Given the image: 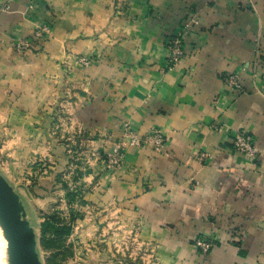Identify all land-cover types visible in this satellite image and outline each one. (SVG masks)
<instances>
[{
    "label": "crops",
    "instance_id": "obj_1",
    "mask_svg": "<svg viewBox=\"0 0 264 264\" xmlns=\"http://www.w3.org/2000/svg\"><path fill=\"white\" fill-rule=\"evenodd\" d=\"M8 2L0 0V172L32 182L18 190L31 220L37 198H57L47 208L65 205L69 217L77 202L69 207L67 187L79 185L80 206L102 219L77 218L72 235L79 228L87 240L108 215L134 228L129 241L117 233V264L137 263V241L142 264H264V0ZM43 22L50 36L34 39ZM185 26L184 55L168 67L169 40ZM21 39L31 46L19 49ZM233 73L240 88L226 78ZM125 123L141 134L161 129L163 150L128 146L110 166ZM239 131L256 157L235 148ZM197 237L214 248L201 253ZM100 253L96 264L107 261Z\"/></svg>",
    "mask_w": 264,
    "mask_h": 264
},
{
    "label": "rangeland",
    "instance_id": "obj_2",
    "mask_svg": "<svg viewBox=\"0 0 264 264\" xmlns=\"http://www.w3.org/2000/svg\"><path fill=\"white\" fill-rule=\"evenodd\" d=\"M15 184V188L17 187V190L23 191L25 189V185H30L32 182H16L12 183ZM77 185V184H76ZM24 193V192H23ZM25 200L27 201V198L24 197ZM55 199L57 198H40V199H31L29 200V205L35 209V212H32L31 217L33 219V223L36 226L37 229V234H38V239H39V245H40V251H41V256L43 258V261L45 264H96V258L99 255V252L102 254H105V257H107V261L104 262V264H117L118 262L114 259L112 260V257L115 258L114 254L117 253L116 251V246L115 243L118 241V235L117 233L120 232L119 236H124L126 239L124 241H129L128 239L130 238L131 240L134 239V236H137L134 228L132 230L127 231V226L121 222L118 223L116 219H112L111 215H108L107 219L102 222L103 226L97 228L96 230H93L92 234H88V239L85 240L80 236L81 234V229H78L79 231L74 234L70 235L67 237L65 241H63V244L59 249L56 250V254L53 255V253H50L49 251L43 249L41 245V228H40V220L38 217L42 218L41 220H44V213H50L52 211L51 207H48V201H53L51 204L53 207L57 204L55 202ZM28 202V201H27ZM35 203V205H33ZM77 205L74 207L75 214L77 215V218H85L87 216V220L89 222L96 223V220L102 219V215L96 214L93 212H88L87 209L81 207V202L77 201ZM29 206V208H31ZM60 205L57 210L54 211H59V213L64 216L68 217L67 214V207L65 205ZM40 207H45L44 213L41 215L39 214L38 211L42 210ZM43 212V211H42ZM116 218V217H115ZM41 221V222H42ZM85 228V227H84ZM125 230V231H124ZM80 234V235H79ZM93 240V241H91ZM1 244V243H0ZM136 247H131V252L135 253L137 255V263L136 264H142V254H145L144 251V245L139 244L138 241L135 242ZM128 250L126 249V252ZM100 253V254H101ZM147 254V253H146ZM2 255V256H1ZM0 264L3 263V249L1 248L0 250ZM87 261V262H85ZM2 262V263H1ZM124 264V263H123Z\"/></svg>",
    "mask_w": 264,
    "mask_h": 264
},
{
    "label": "built area",
    "instance_id": "obj_3",
    "mask_svg": "<svg viewBox=\"0 0 264 264\" xmlns=\"http://www.w3.org/2000/svg\"><path fill=\"white\" fill-rule=\"evenodd\" d=\"M13 0H9L6 8H10ZM34 5H31L33 7ZM186 26L181 31L176 33L169 40L170 54L168 58V67H173L178 64L184 55V37L186 33ZM52 32V26L48 22H43L37 25L33 37L34 39H46ZM19 49H26L31 46L30 39H21L17 44ZM80 61L89 65L91 60L87 57H81ZM228 82L235 88L241 87L240 75L233 73L226 77ZM167 141V137L161 131V129H151L146 134H141L130 127L128 123H125L123 128V138L118 141L112 148L111 153L108 155V163L110 166L118 167L121 165L125 149L128 146H150L156 151H162ZM235 148L243 154L256 157L259 154V148L253 142L251 136L247 135L244 131H239L234 135ZM202 156H206L205 153ZM196 248L203 254H208L215 246L213 239H207L205 237H197L194 241Z\"/></svg>",
    "mask_w": 264,
    "mask_h": 264
},
{
    "label": "water",
    "instance_id": "obj_4",
    "mask_svg": "<svg viewBox=\"0 0 264 264\" xmlns=\"http://www.w3.org/2000/svg\"><path fill=\"white\" fill-rule=\"evenodd\" d=\"M0 233L4 264H45L36 226L28 216L21 194L0 172Z\"/></svg>",
    "mask_w": 264,
    "mask_h": 264
},
{
    "label": "trees",
    "instance_id": "obj_5",
    "mask_svg": "<svg viewBox=\"0 0 264 264\" xmlns=\"http://www.w3.org/2000/svg\"><path fill=\"white\" fill-rule=\"evenodd\" d=\"M75 178L79 177V170H77ZM67 186V184L65 185ZM66 199L70 205L79 201L82 202V189L79 185L69 188L67 187ZM71 208V215L69 217L62 216L59 211H52L49 214L44 213V220L40 223L41 228V245L43 249L56 254V250L62 246L63 241L69 237L74 231V221L77 215L74 208Z\"/></svg>",
    "mask_w": 264,
    "mask_h": 264
},
{
    "label": "bare ground",
    "instance_id": "obj_6",
    "mask_svg": "<svg viewBox=\"0 0 264 264\" xmlns=\"http://www.w3.org/2000/svg\"><path fill=\"white\" fill-rule=\"evenodd\" d=\"M0 250H1V248L3 249V246L5 245V241H4V239H3V237H2V235H1V233H0ZM4 250V249H3ZM2 256V255H1ZM1 259V258H0ZM2 263V262H1Z\"/></svg>",
    "mask_w": 264,
    "mask_h": 264
}]
</instances>
